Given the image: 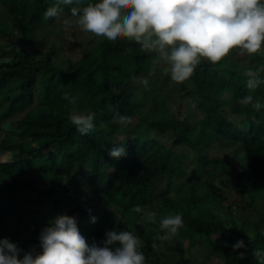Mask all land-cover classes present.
Returning a JSON list of instances; mask_svg holds the SVG:
<instances>
[{
    "label": "trees",
    "instance_id": "1",
    "mask_svg": "<svg viewBox=\"0 0 264 264\" xmlns=\"http://www.w3.org/2000/svg\"><path fill=\"white\" fill-rule=\"evenodd\" d=\"M90 2L98 0L62 5L63 13L71 15V7ZM54 4L52 0H0L5 13H0V37L5 39L0 41V122L8 123L0 130V238H9L25 251L32 246L42 251L38 236L49 222L40 224L44 215L31 209H40L45 201L60 211L57 215L74 217L90 244L93 240L99 244L113 228L131 231L141 238L145 264H159L152 247L154 238L164 234L159 221L180 214L184 226L173 236L178 240L177 256L163 264H188L181 241L189 235L220 250L222 264H260L253 250L264 252V234L258 228L264 219V83L250 92L244 69L201 60L191 77L179 83L177 93L167 72L154 66L158 55L143 51L127 38L110 41L100 37L79 58H65L63 66L55 65L51 46L38 57L16 43L29 44L44 12ZM10 27L17 39L7 31ZM257 67L251 64L254 71ZM258 74L264 80V73ZM133 75L147 78L149 86L134 83ZM65 93L75 97V105L64 98ZM249 94L260 101V110L240 103ZM175 97L188 99L187 105L200 115L196 125L190 126L179 109H168ZM74 108L95 113L91 133L81 135L70 122L68 115ZM117 113L130 115L132 123L125 127L114 124ZM233 115L238 118L234 120ZM144 123L158 135L166 134L170 146L159 151L157 139L142 130ZM122 142L127 155L119 159L109 156V150ZM215 143L236 147L218 158L207 152ZM180 146L190 150L196 170L187 184L170 194L186 174L185 157L174 150ZM229 157L242 163L237 174L233 175ZM243 171L248 178L235 188L237 194L262 201L260 215L252 219L251 240L241 234L246 225L239 220L229 218L227 228L220 218L208 216L212 197L219 196L213 188L220 177L239 183ZM80 179L95 192V203L100 205L85 204L75 194ZM162 181L165 189L153 196L152 189ZM24 192L35 197L23 196ZM154 200L159 214L156 223H150L142 216ZM106 205L113 210L104 209ZM136 205L141 206V213L134 211ZM140 221L156 229L143 231L137 228ZM232 230L236 242L243 240L246 248L234 250L232 245L211 241L212 235Z\"/></svg>",
    "mask_w": 264,
    "mask_h": 264
},
{
    "label": "clouds",
    "instance_id": "2",
    "mask_svg": "<svg viewBox=\"0 0 264 264\" xmlns=\"http://www.w3.org/2000/svg\"><path fill=\"white\" fill-rule=\"evenodd\" d=\"M74 3L78 5L79 0H56L44 12V20L59 19L64 12L62 5ZM70 14L71 18L65 16L60 20L65 30L78 25L110 41L134 40L143 51L154 52L165 60L170 65L171 79L177 83L191 77L201 58L215 65L234 49L241 55H252L261 52L264 45V0H98L83 7L73 6ZM244 75L250 92L264 83L252 68L245 69ZM131 80L145 88L149 86L147 78L133 75ZM64 98L75 105V97L65 93ZM240 103L252 104L257 111L262 107L251 94ZM68 119L81 135L95 128L94 112L83 113L74 108ZM132 120L130 115L120 113L112 118L121 127ZM123 144L111 148L109 156H126ZM134 211L141 213V206H134ZM143 215L148 222L156 223L155 211H144ZM159 226L164 234L154 238L153 248L159 246L156 241H167L178 234L184 226L183 217L166 215ZM246 234L251 240V234ZM38 240L42 249L39 252L35 246L25 251L9 238H0V264H145L146 260L140 250L141 241L133 232L113 228L105 232L99 244L95 240L90 244L76 219L67 214L50 220L41 229ZM232 247L237 250L247 246L238 240ZM253 255L264 264V252L254 249Z\"/></svg>",
    "mask_w": 264,
    "mask_h": 264
},
{
    "label": "rangeland",
    "instance_id": "3",
    "mask_svg": "<svg viewBox=\"0 0 264 264\" xmlns=\"http://www.w3.org/2000/svg\"><path fill=\"white\" fill-rule=\"evenodd\" d=\"M52 2L55 3L56 0H52ZM0 13L5 16L2 8H0ZM65 16L71 18V15L63 13L59 19H52L47 21L43 20L42 24L35 30L34 36L30 40L29 44H22L19 40H16V43L18 45L26 46V49L29 50V52L33 50L35 56L38 57H41V55L48 50L49 46H51V49L49 50L51 61L58 66H63L65 64V58L73 60L79 58L83 52L91 49L97 43L100 37H96L91 32L84 31L78 25H74L73 27L65 30L60 23V20ZM10 30L11 27L8 28L7 31L9 32ZM11 31L13 34V38L17 39L14 31ZM0 41L5 42V39L0 37ZM254 55L255 57H251V55L248 54L241 55L238 49H234L229 53L228 56L220 61V64L225 67L233 64L236 65L240 70L251 68V64H257L258 67L256 68V71H261L262 73H264V45H262L261 52ZM156 59L157 60L156 62H154V66H156L157 68H162L163 71L167 72L169 82L171 81L176 84V92L178 93L180 90L179 83L174 82L171 79L170 65L165 60L160 59L158 56ZM201 60L206 59L201 58ZM7 88L8 87H4V89ZM188 102V99H184V101H182V99L175 97L173 104L169 105L168 109H171L172 111H176L177 109H179V112L186 116L187 120L190 123V126H193L196 125V120L198 117H200V115L193 111V109L187 105ZM2 104L3 103H0V109L2 108ZM233 118L234 120H236V118L238 117H235L233 115ZM7 126V121L5 123L0 122V130L6 128ZM141 127L144 132L157 139L159 151L170 146V139L166 134L158 135L157 133L153 132V130H151L146 123L142 124ZM142 130L141 133H144ZM125 133L126 131H122L123 135ZM234 147H236V145L232 143H215L214 147H210L207 152L213 153L218 158H223ZM174 148V150L178 152L181 158L185 157L183 161V167L186 174L182 184L171 188L170 194L178 190L184 184H187L196 170L194 159L189 156V154L191 153L190 150L184 146ZM229 159L231 161V164L235 168V170L232 171L233 175L237 174V172L241 169L242 163L236 161V159L234 158L229 157ZM246 178H248L247 171H243L242 179H240L239 183L235 182L233 178L221 176L220 180L217 181L215 187L213 188L215 191H217L219 196L212 197V205L210 206V214H208V216L211 217L212 215L214 217L220 218L225 222L227 228L229 226V218L237 219L241 224L246 225L244 226V230L241 231V234L248 237L246 233H249L252 237L254 235V232L252 230V219L260 215L262 211V201L258 197H254L253 199L248 200L246 193H244L242 197L237 194L235 188L239 186L240 183H246ZM75 189V194L81 195L82 200L85 204L88 201H90L91 203H95V201L98 200L95 192L87 185L84 180L80 179V182L77 183V187ZM164 189V182L162 181L152 189L151 193L153 196H156ZM22 195L27 197H35V194L30 195L26 192H24ZM155 203L156 200L152 201V206L147 207L145 211H155L157 214H159V205ZM95 204L100 205L99 203ZM49 206L50 205L46 204L45 201H43L40 209L38 207H33L31 209L35 212L36 215H44L43 219L39 220L40 224L48 223L60 212L55 211V208H51ZM103 208L113 210V208L109 207L108 205ZM94 209L97 210V208L95 207ZM115 215H117V212H115ZM142 219H145L144 215L142 216ZM137 228H140L143 231L147 228H150L152 230L156 229V227H151L144 221L138 222ZM258 228L260 232H263L264 234L263 218H261V222L259 223ZM139 239L141 238L139 237ZM211 241L216 244L233 245L236 243V234L233 233L232 230L224 232L221 235H212ZM158 245L159 246L155 248V251L156 257L160 262L159 264H163L166 259H168L169 261H173L176 258V253L178 252L177 238L172 237L167 241L159 242ZM181 247L183 250V256L188 264H222V256L220 250L214 251L208 242L199 240L193 235H189L188 237L183 239L181 241ZM249 263H252V261Z\"/></svg>",
    "mask_w": 264,
    "mask_h": 264
}]
</instances>
